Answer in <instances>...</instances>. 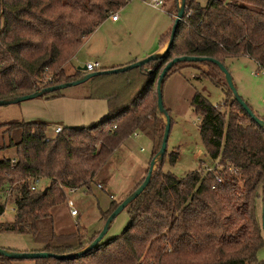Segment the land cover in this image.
<instances>
[{"label": "trees", "instance_id": "1", "mask_svg": "<svg viewBox=\"0 0 264 264\" xmlns=\"http://www.w3.org/2000/svg\"><path fill=\"white\" fill-rule=\"evenodd\" d=\"M129 1L0 0V100L83 77L86 73L78 68L68 70L70 59ZM184 55L213 58L224 66L227 59L243 56L264 71V0H207L204 5L185 0L173 42L162 55L125 70L130 73L110 92L102 83L116 78L111 77L115 73L82 82V97L103 98L108 105L107 116L97 123L65 126L53 136L47 135L42 120L0 123V151L14 148L12 159L0 157V216L7 196L15 209L12 220L0 223V232L29 234L40 245L34 251L51 254H72L90 244L101 227L88 234L72 219L68 195L90 193L95 175L136 131L152 140L151 157L157 154L165 124L157 105V78L167 62ZM180 63L211 68L216 78L201 70L197 78L208 79L223 92L218 105L199 92L192 98L200 139L214 165L178 178L162 169L165 151L147 185L124 208L129 220L120 234L103 236L77 256L31 258L28 264H259L256 254L264 245L258 210L264 194V126L236 101L215 63L178 62L167 73ZM104 69L109 68L99 70ZM42 95L62 94L56 89ZM177 157L172 151L170 164ZM41 179L48 180L43 189L37 187ZM108 200L103 208L98 204L103 222L121 202ZM25 260L0 255L1 264Z\"/></svg>", "mask_w": 264, "mask_h": 264}, {"label": "rangeland", "instance_id": "2", "mask_svg": "<svg viewBox=\"0 0 264 264\" xmlns=\"http://www.w3.org/2000/svg\"><path fill=\"white\" fill-rule=\"evenodd\" d=\"M165 1L163 6L152 7L148 6L145 0H130L124 9H119L116 12L120 19L119 25L114 27L110 23H105L97 27L70 59L68 70L72 71L78 66H83L88 60H93V58L99 59L100 67L98 69L117 64L123 59L114 57V44H119V49L123 47L121 54L125 53L126 49L136 53L142 46H148L162 38L163 26L170 27L173 24L170 16L164 14L163 11L164 9L167 10L173 0ZM174 1L176 4L175 8L178 9L180 0ZM197 1L204 5L207 0ZM174 14H176V11ZM100 52H103V56L96 57ZM132 60L127 63L123 62L124 65L118 67L133 63L134 61ZM179 65L175 70L165 75L162 83V103L170 119L162 169L181 178L189 171L197 168L208 169L214 165L209 160L200 139L199 115L192 105L193 96L197 92L202 93L213 105H218L222 102L224 95L220 87L208 79L197 78L199 70L214 75L216 78V73L211 68L200 65L198 70L192 65L184 66L183 63ZM225 66L231 74L239 95L249 104L257 117L264 118V71L259 70L252 60L243 56L227 59ZM126 71L115 73L113 74L115 76H111L116 78L104 80L102 83L104 91L110 92L121 85L122 82L120 81L124 80L130 73H126ZM218 78L224 84L223 75H218ZM59 90L62 94L61 96L40 95L16 103L0 105V123H7L12 120H42L47 124V135L53 136L56 134V126H61V128L65 126H88V124L97 123L107 116L108 105L105 99H86L81 96L82 93L86 92L84 83ZM161 117L165 123L163 114ZM135 134L137 135L135 136ZM135 134L124 140L95 175L90 193L78 190L68 195V198L73 200L77 211V214L72 219L83 225L88 234L98 230L100 227L102 228L104 224L103 221L99 220L98 204L103 208L109 201L108 197L109 199L113 197L114 200L119 202L128 196L135 186L144 179L149 169V163L156 155L151 157L153 150L152 140L138 131ZM1 138L2 133H0V141ZM174 150L178 152V157L175 163L170 164L168 155ZM0 157L12 159L14 157V148L1 150ZM158 166L159 159L157 157L153 170ZM47 184V179H41L38 181L37 187L43 189ZM107 194L110 195L108 196ZM6 199L7 203L4 213L0 216V223L10 221L13 218L15 209L11 203V197L7 196ZM261 207L262 204L260 205L259 201L258 210L261 211ZM79 214L80 216L78 217ZM128 220L129 217L126 210L120 211L109 225L104 238L107 239L120 234L126 227ZM39 247L40 245L36 244L29 234L0 232V248L2 249L24 252L34 251V249ZM256 257L259 264L264 261V245L258 250ZM29 262L26 259L18 263L28 264Z\"/></svg>", "mask_w": 264, "mask_h": 264}, {"label": "water", "instance_id": "3", "mask_svg": "<svg viewBox=\"0 0 264 264\" xmlns=\"http://www.w3.org/2000/svg\"><path fill=\"white\" fill-rule=\"evenodd\" d=\"M184 10H185V0H180V4L178 6L177 12L175 14L174 20H173V24L171 26L170 29V33H169V38L168 41L166 43V47L165 50H168V48L171 46L173 39L175 37V33L177 30V26L179 21L181 20L183 14H184ZM163 52V53H164ZM161 54L158 55H154V54H150L147 57L138 60V61H134L133 63H130L126 66L123 67H117V68H109V69H104V70H96L93 72H89L86 73L83 77L71 81V82H66V83H61L59 85H55V86H50L47 88H43L37 92L34 93H30V94H26V95H22V96H18L16 98L13 99H8V100H0V105H4V104H9V103H16V102H20L22 100H26V99H30V98H34L37 96L42 95L44 92H48V91H53L56 89H62L68 86H73V85H77L80 84L84 81H86L87 79L96 76V75H100V74H106V73H116L119 71H125L127 69H132L135 67H140L142 66L144 63L148 62L149 60L158 57ZM204 60H208L211 61L213 63H215L219 69L222 71L226 84L229 87V89L232 91L236 101L241 105V107L248 113V115L259 125L264 126V120L260 119L259 117H257L252 110L250 109V107L247 105V103L242 99V97L239 95V93L237 92V89L233 83V79L231 77V74L229 73V71L227 70V68L220 63L219 61L213 59V58H209V57H198V56H188V55H184V56H179V57H175L173 59H171L169 62H167L165 64V66L162 68V70L160 71L158 78H157V82H156V90H157V105H158V109L159 111L163 114L164 118H165V125H164V130H163V134H162V139H161V143H160V148L157 152V154L155 155V157L150 161L149 163V169L148 172L146 174V176L144 177L143 181L141 182V184L134 190L132 191L128 196H126L117 206L116 208L108 215V217L106 218V220L104 221V224L101 228V230L99 231L98 235L93 239V241L88 244L84 249L72 253V254H51L49 252L46 251H24V252H17V251H9V250H5L0 248V255L5 256V257H9L12 259H31V258H44V257H54V258H66V257H70V256H77L80 254H83L85 252H87L88 250H90L91 248H93L102 238L103 236H105L107 230L109 229V225L111 224L112 220L115 218V216L122 211L133 199H135L139 193L144 189V187L147 185V183L149 182L150 179V175L152 173L153 167H154V163L156 158L158 157V159L160 160L162 158V156L164 155L165 151H166V143H167V138H168V134H169V128H170V119L169 116L167 114V111L165 110L163 103H162V83L164 80V77L166 75V73L169 71V69L172 67V65H174L175 63L178 62H190V61H204ZM78 69L84 71L85 70V66H78ZM45 190H43L44 192ZM261 228L264 232V194H263V202H262V207H261Z\"/></svg>", "mask_w": 264, "mask_h": 264}, {"label": "crops", "instance_id": "4", "mask_svg": "<svg viewBox=\"0 0 264 264\" xmlns=\"http://www.w3.org/2000/svg\"><path fill=\"white\" fill-rule=\"evenodd\" d=\"M144 1V0H143ZM146 2V1H145ZM166 1L165 0H163V3H162V6H163V4L165 3ZM147 3V2H146ZM148 6H149V4H148ZM125 7V6H124ZM124 7L123 8H121V9H124ZM176 7V4H175V1L173 0L172 1V3H171V5L170 6H168V8H167V10H163L164 11V14H167V15H169L170 16V19L172 20V22H173V19H174V17H175V14H174V8ZM117 12V11H116ZM119 21H120V19H119V17H117V20H111L109 17L107 18V19H105L98 27H100V26H102V25H104L105 23H110V25L111 26H114V27H117L119 24ZM169 25V24H168ZM169 26H163V28H162V38H160V39H158V40H156L155 42H152L151 44H149L148 46H142L140 49H139V51L138 52H136V53H132V51L130 50V49H126V51H125V53H122L121 54V49H123V47H120V49L118 48V45H115L114 44V46H113V48H115V58H122L123 60H121L119 63H117V64H113V65H111V66H104V67H102V68H110V67H118V66H122V65H124V63L123 62H128V61H131L132 60V58H133V60L132 61H135V60H137V59H139V58H141V57H145V56H147V55H149V54H154V55H158V54H161V53H163L164 52V50H165V47H166V43H167V41H168V38H169V33H170V27L168 28ZM169 29V30H168ZM94 32V31H93ZM92 32V33H93ZM165 35V37H163ZM90 36V35H89ZM89 36L86 38V40L84 41V43L87 41V39L89 38ZM167 36V37H166ZM83 43V44H84ZM82 44V45H83ZM81 45V46H82ZM118 52H120V53H118ZM118 54H120V55H118ZM103 56V52H100L99 54H97L96 55V57H102ZM127 58H130V59H127ZM127 59V60H126ZM93 60H99L98 58H93ZM93 60H88V61H93ZM87 61V62H88ZM102 68H100V69H102ZM93 121H95V120H93ZM92 123H95V122H92ZM92 123H90V124H92ZM90 124H88V125H90ZM56 127H60L61 128V126H56Z\"/></svg>", "mask_w": 264, "mask_h": 264}, {"label": "built area", "instance_id": "5", "mask_svg": "<svg viewBox=\"0 0 264 264\" xmlns=\"http://www.w3.org/2000/svg\"><path fill=\"white\" fill-rule=\"evenodd\" d=\"M150 6L152 7H158V6H161L162 3H163V0H145ZM117 14L116 12L113 13L112 15L109 16V18L111 20H117ZM85 66V70L84 72L85 73H89V72H93V71H96V70H99L98 68L100 67V63L97 61V60H93V61H88L84 64ZM61 130L60 127H57L55 129V133H58L59 131ZM135 134V133H133ZM137 134H135L136 136ZM220 180V179H218ZM32 189L34 188V186L31 187ZM69 192H73V190H70ZM67 206L69 207V210H70V214L72 216H74L75 214H77V211H76V208L74 206V203H73V200L68 198L67 199Z\"/></svg>", "mask_w": 264, "mask_h": 264}]
</instances>
